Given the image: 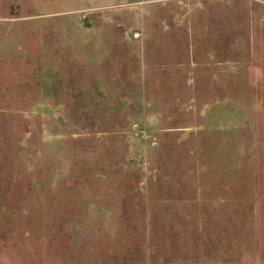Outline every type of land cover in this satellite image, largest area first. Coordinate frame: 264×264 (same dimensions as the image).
<instances>
[{
    "label": "rangeland",
    "instance_id": "1",
    "mask_svg": "<svg viewBox=\"0 0 264 264\" xmlns=\"http://www.w3.org/2000/svg\"><path fill=\"white\" fill-rule=\"evenodd\" d=\"M0 264H264V0H0Z\"/></svg>",
    "mask_w": 264,
    "mask_h": 264
},
{
    "label": "built area",
    "instance_id": "2",
    "mask_svg": "<svg viewBox=\"0 0 264 264\" xmlns=\"http://www.w3.org/2000/svg\"><path fill=\"white\" fill-rule=\"evenodd\" d=\"M138 36V34H135V37H137Z\"/></svg>",
    "mask_w": 264,
    "mask_h": 264
}]
</instances>
